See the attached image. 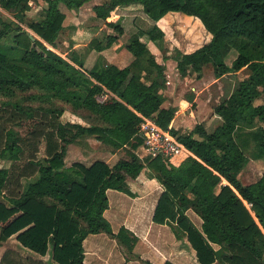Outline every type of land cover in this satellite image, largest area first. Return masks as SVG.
<instances>
[{
	"label": "trees",
	"instance_id": "obj_1",
	"mask_svg": "<svg viewBox=\"0 0 264 264\" xmlns=\"http://www.w3.org/2000/svg\"><path fill=\"white\" fill-rule=\"evenodd\" d=\"M31 1L0 0V9L9 13L0 15V125L6 110H13L7 118L11 126L0 131V160L9 162L0 165V193L6 191V200H0V243L15 235L22 246L43 256L50 253L53 264H126L130 258L157 264L160 253L152 244L142 253L134 251L140 231L151 221L169 225L178 240H187L199 264L218 259L220 264H264V171L250 183L239 177L249 159L243 142L252 140L255 157H264V0H99L92 13L112 32L93 36L89 49L104 51L120 40L125 32L120 7L139 5L154 23L126 39L124 47L132 53L127 65L99 55L89 68L76 47L60 48L66 14L59 3L79 8L90 0H41V16L29 18ZM170 11L199 17H183L191 22L186 27L191 37H200L201 21L211 33L210 40L190 52H170L158 43L164 59L176 60L181 76L191 71L200 78L208 64L216 77L243 75L213 106L220 119L212 130L202 122L183 133L171 126L183 145L180 152L142 158L143 118L168 128L177 111L163 106L165 65L148 46L164 40L156 21L163 16L165 25ZM231 49L236 54L228 63ZM104 92L110 96L99 101ZM66 110L87 123L63 121ZM80 136H94L112 153L124 148L126 155L113 164L96 158L66 167L68 146ZM25 152L28 161L12 173ZM146 167L162 189L155 199L153 193L134 199L128 221L114 230L105 215L108 189H125L128 178ZM90 234L115 240L113 246L107 242L106 259L85 249ZM223 245L228 252L219 258ZM23 260L15 250H6L1 261ZM162 264L176 263L165 259Z\"/></svg>",
	"mask_w": 264,
	"mask_h": 264
},
{
	"label": "crops",
	"instance_id": "obj_2",
	"mask_svg": "<svg viewBox=\"0 0 264 264\" xmlns=\"http://www.w3.org/2000/svg\"><path fill=\"white\" fill-rule=\"evenodd\" d=\"M97 2H99V0H90L86 3H84L79 8H68L63 2L59 3L60 9L66 14V17H65L64 23H63L64 28H63V31L61 33V36L63 38L62 39V45L65 46L64 47L65 51L67 50V48L68 49L71 48V46L76 47L78 49V51L80 53H82L84 65L88 68L91 67L96 62V59L99 57V55L101 57H103L104 61H106L108 63H115L118 66L123 67V66L128 64L126 62L127 60L123 64H118L115 61H112V58L108 57V55L110 53V49H113V47L116 43H114L111 47L105 49L106 52L105 51H97L95 49H89L87 47L89 40L93 36H97L104 28H105L106 32L112 31V29L110 27H108L103 22L102 19L97 18L92 13L91 7L93 4H95ZM119 14L122 17V23H123V25L125 27V31H126L127 25L125 23H126V20H128V16H126L124 13H120V12H119ZM170 14L171 13H168L166 15V17H169ZM130 15H131V16H129V17H131L130 20H134L137 14L132 13ZM144 15L145 16H143V20H145L144 23L146 24V26H141L138 24L136 27H134L132 25L134 28V31L129 36H131L139 28L146 29L154 23V21L152 19H150L146 13H144ZM183 16L186 18L196 17V19H199V17L194 16V15L185 14ZM183 16H182V18H183ZM162 17L160 19H158L156 21V23L165 31L166 39L169 40V38H167V36H169V33L164 28V26H166V25L162 24V21H161ZM167 21H168V23L170 22L169 20H167ZM200 23L202 26V30L204 31V32L203 31L200 32V37L186 38V40H184V43L181 46L175 45L174 49L177 48V49H180L184 52H190V51H193L194 49H196L197 47L201 46L203 43L207 42L209 40L210 36L204 30L206 28L204 27L202 21ZM166 28H168V26ZM83 35H85L84 36L85 38H87V35H89L85 42H82V40H81ZM70 41H72L71 45H70ZM159 42H160V44H162V46H165L166 48H168L170 52L174 51V50H172V48H170L169 46L166 45L165 37H164L163 41L161 40ZM155 43H156L155 41H149L148 46L149 47H150V45L154 46ZM185 46L187 47V49H184ZM153 53H155L157 55L158 61L165 65V74H166L167 81H166V87L162 90L164 96L166 97L165 101L163 102V106H166V107L167 106H176L177 107L176 114H175L172 122L170 123V125L174 126L176 129H179L181 127H185V123H191V122L192 123L194 122L195 124L198 122L203 123L204 120H206V117L204 116L205 114L204 115L200 114L199 110L201 108H203L202 104L204 102L200 101V103L198 102V104H196V105H195V103L198 101L199 94L203 91H206L210 85V83L207 82V79L204 78V74L202 75V77L195 80V82H196L195 86H191V88L194 89L195 93L188 94V96H190V98H188V96L185 97L184 95H182V93L185 92V89L187 87V83L185 81H187V79L191 78L192 75H195V73L190 71V73H188L186 76H181L177 70L175 59H173L171 57L164 59L162 57V51L160 50V48L158 49V51H153ZM126 55L130 60L132 59V55H130L129 53H127ZM173 68H174L175 72L172 71ZM172 72H174V73H172ZM220 78L221 77H217L216 81H219ZM190 105L195 106L193 111H188L191 107ZM213 117L214 118H212V119H217V118H215V117H217L215 113H214ZM218 119H220V118L218 117ZM206 124H207V121H206ZM194 125H193V127H194ZM189 127H192V126H190V124H189ZM186 132H188V131H186ZM104 152L108 153V154H104V155H106V157H104L105 158L104 160L107 161L108 163H110V159H111L110 156L112 155V157H113V155L117 154V152L112 153L110 150H106ZM140 156H141V154H140ZM113 163H110V164H113ZM128 180H129L128 183H130L132 185L131 187H132L133 192L138 194L140 191H143L144 194L141 193L140 195H136L130 199V198H128V194H126V193L123 194V192H120L118 190L108 189L110 207L105 211V215L111 221L114 230H117V228L122 223H126L128 221L129 209H130L131 204L134 201V199L149 195L151 193H153V197L155 199L157 194L162 189L161 183L159 181H157L156 178L151 177L149 174H145L144 170H142L141 173L137 177L129 178ZM111 193H113L119 197L125 196V197H127L126 198L127 201H130L129 206L126 208H122L121 210H118L119 213L114 217L113 216L111 217L110 215H108L109 209L112 207V202L110 199ZM114 222L117 224V227H115ZM130 225L136 231L139 232L138 225H136L135 223H133V224L131 223ZM13 236H15V235H13ZM139 236H140V239H138L134 250L136 249L135 250L136 253L139 254V253H142L144 251H147L150 248V245L152 244L155 248H157V250L160 253V257L157 260V264H162L165 259H170V260L174 261L176 264H199L196 260L195 251L190 247L188 241L185 239L178 240L175 237L174 233L172 232L170 226L167 224H156V223L150 221V222H148L146 229L143 231H140ZM90 237H92V238H87L85 240L86 242L84 241V243L86 244L85 248L88 245L90 248H92L91 249L92 251L96 252L100 257L106 259L108 254L110 253V250H111V248H106V246H108L107 242H109V246H111V245L113 246L115 243V240L112 238L110 239L106 234H97V235L90 236ZM5 251H6V249L2 250V252L0 253L1 254V256H0L1 260H2V257L5 253ZM40 256L43 257V255H40ZM1 260H0V264H3ZM126 264H138V261L129 260Z\"/></svg>",
	"mask_w": 264,
	"mask_h": 264
},
{
	"label": "rangeland",
	"instance_id": "obj_3",
	"mask_svg": "<svg viewBox=\"0 0 264 264\" xmlns=\"http://www.w3.org/2000/svg\"><path fill=\"white\" fill-rule=\"evenodd\" d=\"M43 4H44V2L41 0L31 1V7L27 11V16L29 18L40 17L41 13L43 12L42 11ZM117 12L118 13L119 12L124 13L126 16H128V20H126V23H125L127 25L126 26L127 30L124 32V34L122 35L120 40L116 42L113 49H110V53H109L108 57L112 58V61H115L118 64H123L126 60H127L126 62L129 63L132 59L130 60L126 54L129 53L130 55H132V53L129 50L125 49L124 43H125L126 39L129 38V35L134 31L133 26L136 27L138 24L141 26H146V24L144 23L145 20H143V16H145V15H144V11L142 10V8L139 5H136L133 7H120L117 10ZM132 13L137 14L136 15L137 18L135 17L134 20H130L131 17H129V16H131L130 14H132ZM168 13H171L169 15V17H167V20L170 21L169 22L170 24L166 20V22H165L166 26H164V25L163 26L169 33V36H167V38H169V40H167L166 36H165V41H166V45L169 46L170 48H172V50H174L175 45L181 46L184 43V40H186V38H192L189 35L188 30L186 29V27L189 26L191 24V22L189 21V19H183L182 18V16L185 15V13H183V12L170 11ZM0 15H2L4 18H6L9 15V13L3 9H0ZM167 26H168V28H166ZM204 30L209 34V36H210L209 40H210L211 34L206 29H204ZM104 33H106L105 28L97 36L102 37L104 35ZM165 35H166V33H165ZM84 36L85 35L82 36V39H81L82 42H85L89 35H87V38H85ZM62 39L63 38L60 35V38H59L60 48L64 49L65 46L62 45ZM158 43H159V41L156 42L154 46L150 45L149 48L151 49L152 52L158 51V49L160 48ZM184 49H187V47L185 46ZM104 51L106 52V50H104ZM235 54H236V51L231 49L226 55V61L228 63H230L232 58H234ZM172 71H174V68L172 69ZM174 72H172V73H174ZM203 74H204V78L207 79V82L210 83V85L206 91H203L199 94L198 101L197 102L195 101L196 102L195 105L198 104V102L200 103V101L204 102L202 104L203 108H201L199 110V112L202 115L205 114L204 116L206 117V120H204L203 124L205 125L207 130L210 131L217 125V122H218L217 121L218 118L212 119V118H214L213 117L214 116L213 106L228 96V94L233 89L236 81L238 79H240L241 76L243 75V72H237L234 74H225L224 76H222L220 78L219 81H216L217 77L215 76L213 66L211 64H208L204 67ZM197 79L198 78H196L195 75H192L191 78H189V79H187V81H185L187 83V87L185 89V92L182 93V95L187 97L188 94L195 93L194 89H192L191 86L196 85L195 80H197ZM188 98H190V96H188ZM194 107L195 106L192 105L188 111H193ZM12 111L13 110L11 108L6 110L5 118L1 119L2 125H0V131H1V128L3 126H6V127L11 126V123L9 121H7V118L9 116L8 114H10ZM61 119L63 121H76V122H80L83 124L87 123L80 116H78L77 114H75L73 112H70L69 110H66L63 113V115L61 116ZM206 121H207V124H206ZM257 123L262 124V122H259V121H257ZM189 124H190V126L193 127V125L195 123L194 122L193 123L192 122L191 123H185V127H181L178 129L179 132L183 133V132L189 131L192 128V127H189ZM243 143H244L245 151L249 156V159H248L247 163L244 165V167L240 170L239 177L243 183H250V182L256 181L262 175V173L264 171V157L263 158L255 157V154H254L255 148H254V143L252 140H247V143L246 142H243ZM1 145H3V142L0 140V146ZM105 147H106V145L102 144L94 136H80V137H78L73 143H70L68 146L67 153H66V156L64 159L66 167L71 166L76 161H81V162L88 164L92 160H94L95 158L105 159L104 157H106V155H104V154H108L107 152H104V151H106ZM116 152H117L116 155H113V157H112V155L110 156V158H111V159L109 158L110 163H113L114 161H116V159H118V157L126 155V151L124 148H121V149L117 150ZM139 153L141 154L142 158L149 156V153H147V151H145V150L142 151L140 149ZM37 155L41 158L45 156L44 142L41 143L40 150H39ZM27 156H28V153L25 152V154L19 160L15 161L14 165H12V168H11L12 173L18 172L19 167L28 161ZM0 165H2V166L6 165L7 166V165H9V162H7V161H5V159H3V160H0ZM144 173L149 174L153 178H156L154 176V174L150 171V169H148L147 167L144 169ZM27 180H29V178L23 179V182L26 183ZM156 180L159 181L157 178H156ZM128 181L129 180H127V182H126L125 189L118 190V191L123 192V194H125V193L128 194V198H130V199L136 195H140L141 193H143V191H140L138 194L133 192L132 187H131L132 185L130 183H128ZM15 187H16V184L14 183V188ZM5 193H6V191H5ZM5 193H0V200H6V194ZM126 198L127 197H125V196L119 197V196L111 193L110 199L112 202V207L109 209L108 215H110L111 217L112 216L114 217L119 213L118 210H121L122 208L128 207L130 201H127ZM191 214L193 217L197 215V214L195 215L193 212H191ZM198 217L199 216L197 215L196 219ZM114 225H115V227H117V224L115 222H114ZM94 235L95 234H90L88 238H92L90 236H94ZM121 248H122V251L124 253L126 252V254L129 255L125 248H123V247H121ZM5 249L6 250H15V251L17 250L16 252H18L19 255L24 259L23 262L25 264H48V263L53 264L51 257H50V253L41 257L38 253L36 254V252H34L33 250H31L27 247H23L15 239V236H12L8 240L0 243V253L2 252V250H5ZM85 249L87 250V252L92 251L91 250L92 248H90L88 245ZM218 251H219V258H221V256L223 254L228 252L225 245L220 246ZM120 253H121V251H120ZM120 255H123V254L121 253ZM0 256H1V254H0ZM114 257L115 256H112V258H114ZM121 260L123 261V257H121ZM128 260H136V259L130 258ZM40 261H41V263H37ZM136 261H138V260H136ZM126 262H128V261H126ZM220 263H221V261H220V259H218L215 264H220ZM110 264H111V262H110Z\"/></svg>",
	"mask_w": 264,
	"mask_h": 264
},
{
	"label": "built area",
	"instance_id": "obj_4",
	"mask_svg": "<svg viewBox=\"0 0 264 264\" xmlns=\"http://www.w3.org/2000/svg\"><path fill=\"white\" fill-rule=\"evenodd\" d=\"M109 96L108 92H104L99 94L97 99L104 101ZM139 134L143 137L144 150L152 156L160 154L166 157H174L183 148L177 134L172 132L171 125L168 128H162L150 117L143 118Z\"/></svg>",
	"mask_w": 264,
	"mask_h": 264
},
{
	"label": "water",
	"instance_id": "obj_5",
	"mask_svg": "<svg viewBox=\"0 0 264 264\" xmlns=\"http://www.w3.org/2000/svg\"><path fill=\"white\" fill-rule=\"evenodd\" d=\"M30 36H31L32 38H34L32 33H30Z\"/></svg>",
	"mask_w": 264,
	"mask_h": 264
}]
</instances>
